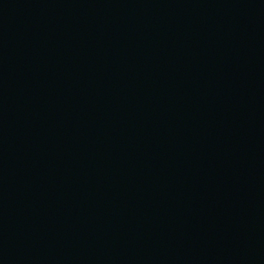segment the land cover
Wrapping results in <instances>:
<instances>
[{
  "label": "water",
  "instance_id": "95a60500",
  "mask_svg": "<svg viewBox=\"0 0 264 264\" xmlns=\"http://www.w3.org/2000/svg\"><path fill=\"white\" fill-rule=\"evenodd\" d=\"M0 264H264V0H0Z\"/></svg>",
  "mask_w": 264,
  "mask_h": 264
}]
</instances>
